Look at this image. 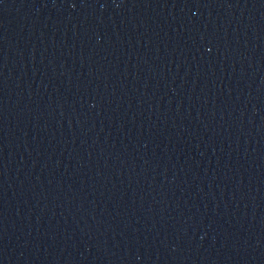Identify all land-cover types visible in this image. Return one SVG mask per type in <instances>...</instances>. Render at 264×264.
<instances>
[{
    "label": "water",
    "instance_id": "obj_1",
    "mask_svg": "<svg viewBox=\"0 0 264 264\" xmlns=\"http://www.w3.org/2000/svg\"><path fill=\"white\" fill-rule=\"evenodd\" d=\"M0 264H264V0H0Z\"/></svg>",
    "mask_w": 264,
    "mask_h": 264
}]
</instances>
